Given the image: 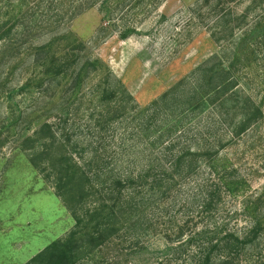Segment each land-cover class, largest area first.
I'll return each instance as SVG.
<instances>
[{
	"label": "rangeland",
	"instance_id": "374dc122",
	"mask_svg": "<svg viewBox=\"0 0 264 264\" xmlns=\"http://www.w3.org/2000/svg\"><path fill=\"white\" fill-rule=\"evenodd\" d=\"M180 151L192 167L172 171ZM217 177L239 195L204 211ZM261 192L264 0H0V264L72 234L75 264H189L167 229L248 227L241 202ZM260 235L232 264L256 261Z\"/></svg>",
	"mask_w": 264,
	"mask_h": 264
},
{
	"label": "trees",
	"instance_id": "16d2710c",
	"mask_svg": "<svg viewBox=\"0 0 264 264\" xmlns=\"http://www.w3.org/2000/svg\"><path fill=\"white\" fill-rule=\"evenodd\" d=\"M84 4V3H83ZM81 6L84 7V5ZM86 5V4H85ZM86 8H89V4L86 5ZM227 69H230L227 66ZM225 70V68H224ZM222 87V85H221ZM257 112L259 109L254 108ZM246 114L242 115L245 118ZM238 124H241L239 119ZM245 123L242 122V126ZM237 131H231V134L235 132H239L243 130L240 126H238ZM186 153L184 151H180L179 156L174 160L171 164V170H179V168H186L192 167V163H187L186 161ZM189 164V165H188ZM207 168L210 170L211 174H215L218 172L219 168L217 167L216 163L213 161L208 162ZM190 168L189 170H192ZM191 172V171H188ZM181 176V175H180ZM179 176V177H180ZM164 177V176H162ZM128 179V178H127ZM180 179V178H179ZM178 179V180H179ZM129 180V179H128ZM127 180V181H128ZM124 181V180H123ZM217 182L213 183L212 185H200V188L197 187L199 190L198 196L201 198L200 208H203L204 211H211L214 203L216 204L219 200V196L221 197L222 190L223 192H227L231 195H236L233 187H231L230 179L226 177H217ZM122 182V181H118ZM174 182V183H173ZM173 183L172 187L170 184ZM177 184L173 179L166 178H159L153 182V190L155 193H160L161 197L156 199L158 202L156 204H161L163 200L168 198L170 195V191L174 192ZM242 194V193H241ZM239 195V193H237ZM236 195V196H237ZM155 200V201H156ZM153 204V203H151ZM128 211L130 203L127 204ZM151 206V205H150ZM149 206V207H150ZM131 207V206H130ZM264 193L261 192L256 196L245 197V199L241 202L239 211L243 213L246 220H248L249 225L248 227L242 229H230L229 231H218V227L213 225L212 229L206 227V229H201L200 231H194L189 233L184 239V231L187 225L188 220H183L182 225H175L172 228L167 229L166 238L168 239V243L170 245L171 252L174 254H181L180 252L186 254L187 248L190 247L193 249L188 253L187 259L189 264H232L233 261L237 260L239 262L243 261L239 256V250L241 245H252L254 244L255 239L258 235H260L259 240L264 239ZM144 210L141 213L135 215L134 219L131 217L130 221H143L150 218L149 215ZM99 212L94 211L91 215V222L97 220L95 217H98ZM115 214L114 211H110V213L105 215L103 222L100 221L95 222V227L92 228V239L94 241L99 242L104 235L103 232L105 229L111 226V221L113 220V215ZM189 218V213H188ZM94 217V218H93ZM156 224V223H155ZM132 225V224H131ZM151 225V224H150ZM103 226V227H102ZM150 228V227H148ZM147 228V230H149ZM220 232V234H219ZM104 240V238H103ZM264 241V240H263ZM102 244V243H100ZM264 245L262 251L258 258H256L254 263L251 264H264ZM79 248L74 243V236L72 234L69 240H60L51 243L46 248H44L41 252L35 255L29 262L26 264H75L77 261L80 260L79 255ZM241 256V255H240Z\"/></svg>",
	"mask_w": 264,
	"mask_h": 264
}]
</instances>
